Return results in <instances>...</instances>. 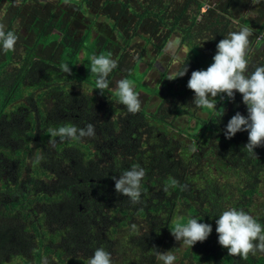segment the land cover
<instances>
[{"label":"trees","instance_id":"obj_1","mask_svg":"<svg viewBox=\"0 0 264 264\" xmlns=\"http://www.w3.org/2000/svg\"><path fill=\"white\" fill-rule=\"evenodd\" d=\"M90 1L83 2L90 5ZM131 1L107 2L106 0V5L114 7L119 4L120 11H127L130 9ZM252 1L217 0L212 5L205 0H184L183 3L174 7H171L173 2L155 4L154 7H150L147 0H137L139 4L136 6H139V10H134L132 16L136 17H134L135 23L140 24L141 27L147 24L146 19H153L155 29L151 27V30L164 31L161 46L166 44L170 34L180 31L179 36H182L180 41L182 40L188 47L190 45L189 58L194 65L198 63L197 67L201 66L202 69L210 65L208 60L215 54L219 40L229 32L238 31L242 27H251L254 34L250 38L247 59L250 61L255 58L253 66H249V71H252L255 66L264 65V41L256 40V35L264 32V8L262 6L255 8L254 17H248L247 13L252 11L249 7ZM149 2L153 3L154 0ZM206 3L205 10L202 11ZM192 5H194L193 8ZM191 10L194 11L189 16L188 11ZM65 12L68 10L64 9ZM52 16L49 13L47 20L52 21ZM106 16L113 20V31L117 29L118 19L111 15ZM186 17L190 18L191 27L183 25ZM35 19L39 26L41 23H47L41 16ZM50 25L53 28V25ZM33 26L36 28L33 33L36 35L35 45L38 43L40 48L27 43L22 60L13 73H4L0 63V86L4 84L5 88L2 90L3 108L0 111V209L3 208L8 212L16 211L23 219L22 222L10 224L5 221L7 213L4 212L3 216L0 214V264H19L13 262L16 258L20 264H43L45 260L47 264H86L90 253H94L93 248L97 245L108 249V240H111V232H114L115 228H112L114 231H104L103 223L106 221H113L116 226L123 227L128 220L134 218L144 220L147 232L137 237L131 236V243L138 242L140 250L145 247H156L164 232H169L172 227L173 222L168 224V221L171 216L172 219L177 217L178 210L185 218L184 222L188 217L197 218L201 219L199 222L211 224L213 229L206 241L196 243L191 249H184L182 256L187 259L186 264H264L263 254L258 253L256 256L250 254L247 259H242L239 256L227 255V250L218 245L215 219L223 212L221 202L229 196L222 192L218 183H203L202 179L199 188H194L189 179L183 183L187 161L181 152L186 149L178 148V155H174L177 149H174L175 145L169 138L166 144L159 146L162 136L168 134L166 120L162 115H169L172 119L177 118L179 111L176 104H173L172 110L166 114L161 113L160 116L161 105L153 111L145 113L141 111L144 115H139V113L129 114L126 108L124 106L121 108L119 104L120 106L118 105L116 109L119 114L107 116L103 115L104 110L99 109V104L91 102L90 95L76 91L79 87H73L68 90L70 97L62 101L64 108L67 106L65 110L54 104L53 100H59V98L58 94L53 92L52 94H55L52 99L53 106L44 110L46 115H32L30 119L28 112L22 108H17L15 112L10 113L4 110V107L5 109L8 105L12 107L16 102V100L7 102L16 88L38 79L39 83L43 82V79L49 75L47 72L45 75L44 70L48 71L52 68L60 71L59 76L68 75L61 71L59 61L55 62L52 50L65 45L69 39L80 47L82 36L76 39L70 33L71 25L62 18V15L58 27L62 31V38L59 40L52 38L54 40H51L48 46L44 45V42L48 37L46 29L49 27L45 28L44 25L40 28L32 23L30 30L33 32ZM147 34L153 40L159 38L158 34L155 37L149 31ZM199 34L204 35L205 47L199 44ZM130 37L134 38L129 36L127 41ZM257 44L260 45L257 46ZM158 51L160 53L161 50ZM46 53L47 57L44 56ZM127 54L121 55L122 61H118L121 65L119 70L122 68L123 61L127 59ZM201 54L205 55L206 59L199 60ZM12 57L13 51L4 53V65L10 62ZM258 57H260L259 60ZM40 70H43L41 72L43 74L39 73ZM112 75L109 74L107 79L109 80ZM184 78L188 77H179L170 81L169 94L174 81L180 80V83L183 81L187 87L189 78ZM47 86V83H42L38 87L42 90ZM183 94L188 97V100L190 99L188 88ZM31 95L33 97V93ZM168 95L164 100H168ZM22 100H24L23 97ZM11 102L13 104H10ZM170 102L173 103V101ZM100 103L108 109L107 100ZM217 106H221L220 101ZM222 106L226 112L219 122L213 110L206 118L197 116L194 111L193 113L186 109L181 111L191 114L188 115V118L190 117L188 122L195 118L197 124H200L195 130V135L199 137L197 139V142L201 144L199 154L206 163L207 170L211 173L236 171L247 178L242 185H235L238 192L236 198L239 200L231 203V206L248 213L249 207L255 206L253 202L255 195L262 196L258 183L264 181V146L256 148L254 150L256 156H254L244 148L247 143V132H238L231 139H226L223 130L228 120L236 112L246 116L247 111L239 93L231 102L225 98ZM8 116L11 118L6 119ZM126 120L130 124L124 123ZM152 120H159L161 125L157 128L149 126L148 122ZM67 121L79 128L85 127L88 123L93 124L95 129L97 128L96 131L104 135V141L98 142L91 151L90 142L65 140L61 147L64 151L62 154L55 155L54 151L60 149H57V144L49 146L48 129L57 128ZM142 121L147 123L148 132H158L156 136L159 142L148 145V150L138 144ZM168 123L171 124V122ZM119 126L121 131H118ZM124 126L128 128H123ZM159 128L165 129L159 131ZM132 138L136 139L134 143ZM83 140L87 139L83 138ZM56 141L58 143L59 138H56ZM78 143L89 144V149L80 152ZM37 157H40L41 161L35 165L33 161ZM29 159H31L30 162ZM137 164L145 169L146 175L141 182L140 203L133 205L128 197L115 192V181L112 177L119 178L123 171ZM173 180L178 183L173 184ZM252 216L264 226V211ZM104 234L108 239L102 237ZM76 251L80 253V256L75 253ZM147 261L151 262V259Z\"/></svg>","mask_w":264,"mask_h":264},{"label":"rangeland","instance_id":"obj_2","mask_svg":"<svg viewBox=\"0 0 264 264\" xmlns=\"http://www.w3.org/2000/svg\"><path fill=\"white\" fill-rule=\"evenodd\" d=\"M60 1L61 2H59L58 0H0V22H3L6 25V31L11 30L15 32L19 37L15 45V50L13 51L12 60L6 63V65H4L3 61L5 60L4 53L0 52V63L4 68V73H13L16 71L20 61L22 60V56L25 52V46L27 43L29 45L35 46L36 48H40L38 43L37 45H35L36 35L33 33H35L36 28L34 26L32 27L34 32L30 30V26L32 23H34L36 27L40 28L44 25L45 28L49 27L48 29H46L48 32V37L44 42V45L46 46H48L54 39L59 40L62 38V31L58 28L61 20V15L62 18L68 21V23L71 25L70 33L76 39L82 36L80 47L72 43L73 41L69 39L68 43H65V45L63 44L64 46L62 45L61 47L59 46L55 50H52L55 56V58L53 56L55 62L59 61L60 66L64 64L69 65V67H71V75L59 76L58 73L60 71L53 70L52 68H49L48 71L44 70V74L46 75L45 72H47L50 76H46V79H43V82L41 83H39L38 79L32 83H26L25 85L22 84L21 86L16 88L12 97L10 95V99L7 101L10 102L16 100V102L14 104L13 102H11L10 104H13L12 107L8 105L6 107L7 109H5L4 107V110L10 113L15 112V109L17 108H22L28 112L27 115H30V119L32 115H46L44 110L53 106L52 99L55 94H58L57 97L59 98V100L54 99V104L65 110L67 106L64 108V104L62 103V101H65L70 97V92H68V90L72 89L73 87H79V89L76 88V91H82L87 96L90 95V100H92L91 102L93 104H99V109L104 110L102 111L103 115H118L119 113L116 111L117 106L119 105L115 93L116 82L120 79L127 78L133 82L135 90L141 95L142 110L138 112L139 115H144L146 111L155 110L157 103L161 105L159 116L161 115V113L166 114V112L172 110L173 104L177 105L179 111V115H177V118L172 119L169 115H162L166 120L165 124L166 129H168V134L166 136H162L159 146L166 144L169 138L171 140V143L175 145L174 149H177L175 150L174 155H178V148H185L186 150L181 152V154L187 161L183 183H185L189 179L191 185L194 188L201 187L200 184L202 183V179L203 183H218L222 188V192L226 196H229L226 200H223L221 202L222 210L225 211L231 208V203L233 204L239 200V198H236L238 196V192L235 188V185H242L247 178H244V174H240L236 171L228 173L217 171L215 173L209 172L206 168V163L201 159V156L199 154L201 146V144L197 142V139L199 137L195 135V130L199 127L200 124H197L195 118L191 119V122H188V119L190 118H188V115H191L189 112L193 113L194 111L197 116L206 118L207 115H210L212 110L197 108L192 103L194 94L189 89L188 91L190 94V99L188 100V97L183 94V92H186L187 87H185L183 81H181L180 83V80H182V78L180 80L174 81V86L173 88L170 87L171 93L169 94L168 86L170 80H168V78L174 77L176 73L182 71L186 64L188 67V72L183 77L190 78L191 72L194 71V68L195 70L202 69L201 66L197 67L198 63L194 65L193 61L189 58L188 53L190 45L188 47L186 43H183L182 40L180 41V38L182 36H179V33L181 32L179 31V33L170 34V36H168L167 38L166 44H163L161 46V37L164 31L160 29L161 33H159L160 30H157L158 32H153V30H151V27L155 29L153 19H146L147 24L143 27H141L140 24L135 23L136 17L134 16V18L132 14H134V10H139V6H136L139 4L137 0L131 1V3L129 4L130 9H128L127 11H120L119 4H116L114 7L113 5L109 7V5H106V0H91L90 5L85 4L83 2L85 0ZM108 1L114 0H107V2ZM147 1L150 7H154L155 4L167 2H173L171 7H174L184 2V0H154L153 3L149 2V0ZM205 1L210 2L213 5L217 0ZM193 6L194 5H192V8ZM255 6L257 5L254 4L253 6H249L252 8V11H249L252 12V14L249 13L250 15H252V18L254 17ZM262 8H264V6H262ZM64 9L68 10L70 14H68V12H65V15ZM192 11L194 10L188 11L189 16H191ZM49 13L53 15V18L51 17L52 21L47 20L49 17ZM105 14L111 15L112 17H116L118 19L119 24L117 29H114V31L113 20H111ZM37 16L43 17V19L47 21V23H41L39 26V24L36 23L37 19H35ZM184 20L185 22L183 23V25L191 27L190 18L186 17L184 18ZM50 24L53 25V28ZM147 26H149V28H147ZM87 28H90L91 30H86ZM116 30H118V32H116ZM148 31L154 37L158 34L159 38L153 40V38L149 34H147ZM129 36H134V38L130 37V40L127 41V38ZM198 40L199 44L202 45V47H205L204 35L199 34ZM170 44H173L174 46L169 47ZM258 45L260 44H257V46ZM51 48L53 49L52 46L50 47V49ZM158 50H161L160 53H158ZM109 54H111L110 58L115 59L117 62L122 61V54H127V59L123 61L122 68L120 70L119 68L121 65L119 64L118 67L113 70V72L111 73L113 75L111 78H109V88L104 91L103 95H101L98 90L93 89L95 86V76L94 74H91L88 69L90 68L91 57L93 55L108 56ZM44 56L47 57V53L44 54ZM259 58L260 57H258V60ZM201 59H206V56L201 54L199 60ZM254 59H251L249 61V66H253ZM211 63L212 58H209L208 64ZM203 69H206V67ZM41 72H43V70H40L39 72L40 74H43ZM42 83H47L48 86L42 88V90H39L40 88L38 86L42 85ZM2 90H5L4 84L3 86H0V111L3 108L1 105V102L3 101ZM52 92L55 94H52ZM31 93H33V97ZM166 95L169 96V102L173 101L172 104L171 102L169 103L168 101L164 100ZM22 97L24 100H22ZM154 97H156V99H154ZM44 98L46 99L42 101V99ZM216 99L219 102V97H217ZM106 100L108 102V109L104 107L105 105H102L100 103V101L106 102ZM149 105H151L152 107H150ZM122 107L123 105H121V108ZM182 109H186L187 111H189V114H185L184 111L182 113ZM141 111L144 113H142ZM7 118L11 117L8 116L6 117V119ZM168 122H171V124H169ZM70 123V121H67L63 125ZM124 123L128 124L129 121L126 120ZM148 124L149 126H154V128H157L161 125L159 120H152L151 122H148ZM123 128L128 127L124 126ZM164 129L165 128H159V131H163ZM96 130L97 128L95 129V137H86L87 140L82 139L84 143L90 142V144L93 146L92 147L90 145L91 151L94 150L93 148L97 145L98 142L102 143L104 141V135L97 132ZM118 131H121V126L118 127ZM148 131L149 128L147 126V123L142 121V128L140 129V134H138V144H141L142 147L147 150L148 145H154L159 142L157 141L156 136L158 132ZM131 140L134 143V140L136 139L132 138ZM56 144L57 149H60L61 151H54L55 155L56 153L62 154V152L64 151V148H61L63 142L58 141V143ZM78 144L80 152H85L89 149V144ZM49 146H51L50 143ZM193 147H195L196 151H192ZM117 153L119 155L121 154V152ZM210 159L213 158L210 157ZM107 160H109L108 156ZM30 161L31 159H29V162ZM104 164H106V162H104ZM36 175H39L38 172L36 173ZM258 186L262 190V196L258 194L255 195L253 199L255 206L251 205L249 207L248 213L250 215H254L255 213H261L262 211H264V181H260L258 183ZM178 211L177 217H183V215H180V210ZM4 212L7 213L5 221L9 222L10 224L23 221L21 215L16 211L8 212L1 208L0 214L2 215ZM14 215H16V217ZM177 217L172 219L171 216L168 224L169 222H173V226ZM133 224L136 225L135 229L131 227ZM103 225L105 226L104 231L113 230L112 228H115V231L113 230L114 232H111V240H108L109 245L107 246V251L111 253L113 264H161V262H159L155 256L156 249H154L153 246L151 248L145 247L140 250L138 242H132L135 246L131 243V236L137 237L141 233L147 232V227L145 226L144 220L134 218L132 220H128V222H126V225L123 227L116 226L113 221H106L103 223ZM105 235L106 234H104V236L102 237L104 239H108ZM98 247L101 246L97 245V247L93 248V250ZM156 248L161 252L171 249L177 256L176 264H186L187 262V259L182 256V252L184 251L185 247L180 246L179 242L175 241L173 236L170 234V231L164 232V235L159 241V244L156 246ZM75 253L80 256V253L78 251H76ZM92 255L93 252L90 253V257ZM149 258L151 259V262L147 261ZM54 259L56 260V258ZM13 262L20 264L17 258Z\"/></svg>","mask_w":264,"mask_h":264},{"label":"clouds","instance_id":"obj_3","mask_svg":"<svg viewBox=\"0 0 264 264\" xmlns=\"http://www.w3.org/2000/svg\"><path fill=\"white\" fill-rule=\"evenodd\" d=\"M261 2L262 0H253L254 4ZM253 34L251 27H242L238 31L229 32L216 44L212 63L206 69L192 71L186 86L194 94L192 103L197 108L213 110L218 122L226 112L222 102L225 98L230 102L233 101L235 95L239 93L242 103L246 106L247 115L236 112L228 120L223 130L224 136L226 139H231L238 132H247V143L244 148L256 156L254 150L264 146V65L255 66L254 70L249 71L247 55ZM18 39L15 32L6 31V25L0 22V52L14 51ZM173 46V44L169 45V47ZM110 55H93L88 69L95 76L93 89L98 90L101 95L109 88L107 77L118 67V62L110 58ZM61 71L68 75L72 74L71 67L67 64L61 65ZM187 72L186 64L182 71L168 80L183 77ZM115 93L118 103L123 105L129 114L140 111L141 95L135 90L131 80L127 78L118 80ZM217 97L221 102L220 107L217 106ZM48 132L50 133L49 143L53 146L57 142L56 138L63 142L95 137V127L91 123L83 128L66 124L50 128ZM192 151H196L195 147ZM40 161L41 158L37 157L33 163L38 165ZM145 175V169L137 164L123 171L119 178L113 176L115 192L128 197L133 205L140 203L141 182ZM177 183L173 180V184ZM184 219L182 216L177 217L174 225L169 229L170 234L180 246L191 249L196 243L206 241L212 233L211 224L199 222L201 219L192 217H188L186 222H183ZM131 227L135 229L136 225L133 224ZM215 232L218 245L226 249L229 256L247 259L250 254L252 256L258 253L264 254V226L256 217L244 210L232 207L223 211L215 219ZM153 248L156 249L155 256L161 264H176L177 256L171 249L161 252L155 246ZM43 264H47V261L45 260ZM87 264H113L111 253L104 247H98L88 258Z\"/></svg>","mask_w":264,"mask_h":264},{"label":"crops","instance_id":"obj_4","mask_svg":"<svg viewBox=\"0 0 264 264\" xmlns=\"http://www.w3.org/2000/svg\"><path fill=\"white\" fill-rule=\"evenodd\" d=\"M206 5L207 4H205L204 6H203V8H202V11H204L205 10V7H206ZM250 5H254V3H253V1H252V4H250ZM255 5H257V6H255V8H257V7H259V6H264V0H262V2L260 3V4H255ZM249 13H251L252 14V12H248L247 13V16L249 17H251L252 15H250ZM263 31H264V29H263ZM262 33H264V32H262ZM156 86V85H155ZM154 86V87H155ZM154 99H156V97H154ZM169 99V98H168ZM161 101H164V100H161ZM168 101V100H167ZM219 103V102H218ZM151 105H153V104H151ZM151 105H149L150 107H152ZM156 105H160L159 103H157ZM170 105V104H169ZM156 109V108H155Z\"/></svg>","mask_w":264,"mask_h":264},{"label":"built area","instance_id":"obj_5","mask_svg":"<svg viewBox=\"0 0 264 264\" xmlns=\"http://www.w3.org/2000/svg\"><path fill=\"white\" fill-rule=\"evenodd\" d=\"M256 40L257 41H264V33H259L256 35Z\"/></svg>","mask_w":264,"mask_h":264},{"label":"flooded vegetation","instance_id":"obj_6","mask_svg":"<svg viewBox=\"0 0 264 264\" xmlns=\"http://www.w3.org/2000/svg\"><path fill=\"white\" fill-rule=\"evenodd\" d=\"M160 105H157L156 108H158Z\"/></svg>","mask_w":264,"mask_h":264}]
</instances>
